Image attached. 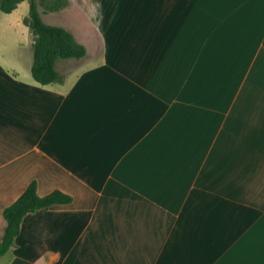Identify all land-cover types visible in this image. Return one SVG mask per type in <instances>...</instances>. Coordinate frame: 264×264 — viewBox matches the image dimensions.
Masks as SVG:
<instances>
[{
  "label": "crops",
  "instance_id": "0c3cea01",
  "mask_svg": "<svg viewBox=\"0 0 264 264\" xmlns=\"http://www.w3.org/2000/svg\"><path fill=\"white\" fill-rule=\"evenodd\" d=\"M67 9L100 31L48 22L87 47L62 82L34 78L30 28L0 52V242L32 181L72 196L28 213L0 264H264V0Z\"/></svg>",
  "mask_w": 264,
  "mask_h": 264
},
{
  "label": "trees",
  "instance_id": "16d2710c",
  "mask_svg": "<svg viewBox=\"0 0 264 264\" xmlns=\"http://www.w3.org/2000/svg\"><path fill=\"white\" fill-rule=\"evenodd\" d=\"M22 1L24 0H0V9L4 12H12ZM28 1L30 10L23 21L34 35L32 74L41 84L62 82L63 75L57 68V61L82 58L87 53V47L78 41L70 29L46 22L41 15L40 7L42 6L45 12L57 11L67 7L70 0ZM37 186V182L32 181L12 204L5 207L4 217L7 226L0 242V257L15 245L16 238L21 231L22 221L28 213L72 201V196L60 189L40 195Z\"/></svg>",
  "mask_w": 264,
  "mask_h": 264
},
{
  "label": "rangeland",
  "instance_id": "374dc122",
  "mask_svg": "<svg viewBox=\"0 0 264 264\" xmlns=\"http://www.w3.org/2000/svg\"><path fill=\"white\" fill-rule=\"evenodd\" d=\"M29 8V6H28ZM40 11L43 19L46 22H62L63 20L68 21L71 25H79L84 26L85 34L87 36V41H92V35L94 31H100L99 28L93 24L95 17H90V13L84 14L80 11L74 9L67 10H57V11H47L45 12L44 8L41 6ZM73 11V12H72ZM25 12L24 6L19 8L17 12L13 16L9 13H6L0 9V52L8 51L12 52V39L20 38L25 40L29 34V27L25 25L22 21L21 23L17 22V15ZM29 12V11H28ZM95 23V22H94ZM32 37L34 35L32 33Z\"/></svg>",
  "mask_w": 264,
  "mask_h": 264
}]
</instances>
